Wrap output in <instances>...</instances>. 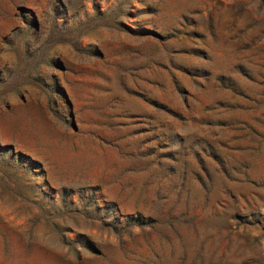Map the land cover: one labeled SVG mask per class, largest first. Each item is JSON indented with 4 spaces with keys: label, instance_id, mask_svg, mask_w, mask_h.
I'll list each match as a JSON object with an SVG mask.
<instances>
[{
    "label": "rangeland",
    "instance_id": "rangeland-1",
    "mask_svg": "<svg viewBox=\"0 0 264 264\" xmlns=\"http://www.w3.org/2000/svg\"><path fill=\"white\" fill-rule=\"evenodd\" d=\"M0 264H264V0H0Z\"/></svg>",
    "mask_w": 264,
    "mask_h": 264
}]
</instances>
